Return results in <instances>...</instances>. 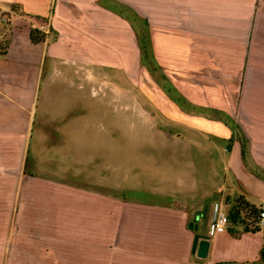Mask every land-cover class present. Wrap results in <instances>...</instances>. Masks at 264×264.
<instances>
[{
	"label": "crops",
	"instance_id": "0c3cea01",
	"mask_svg": "<svg viewBox=\"0 0 264 264\" xmlns=\"http://www.w3.org/2000/svg\"><path fill=\"white\" fill-rule=\"evenodd\" d=\"M123 11L145 14L151 58L167 79L163 92L186 98L165 97L171 107L164 109L186 118L189 131V149L175 159L203 175L159 201L113 193L106 179L98 188L94 168L79 162L72 178L28 169L41 134L39 105L52 96L55 75L66 72L61 68L119 72L134 87L140 49L132 24L117 14ZM0 16L7 19L0 17V197H12L10 230L17 223L44 231L10 244L3 237L2 259L9 244V262L23 264H264V230L245 233L232 222L209 239L207 259L193 250L197 234L208 238L215 203L228 214V201L243 196L264 208V180L251 174L241 155L246 136L254 164L264 169V0H0ZM33 29L43 42L32 41ZM63 89V100L76 98L82 84ZM214 114L228 116L236 132ZM71 130L43 132L60 143L49 140L42 151L64 153L60 162L66 163L65 154L73 153L67 141L77 133ZM7 181L10 188L3 187Z\"/></svg>",
	"mask_w": 264,
	"mask_h": 264
},
{
	"label": "rangeland",
	"instance_id": "374dc122",
	"mask_svg": "<svg viewBox=\"0 0 264 264\" xmlns=\"http://www.w3.org/2000/svg\"><path fill=\"white\" fill-rule=\"evenodd\" d=\"M117 14L129 21L137 33L140 54L139 66H136L133 76L134 87L119 72L107 75L100 72L94 74L90 69L61 68L66 72L55 75L52 96L43 98L39 105L38 133L41 134L35 137L36 148L31 152L34 166L28 169L47 174L53 179L58 177L59 172H66L67 177L72 178L74 163L79 162L83 169L88 166L94 168L93 172L88 173L92 172L93 177H97L98 188H101L102 179H106L113 183V193L124 195L130 200L159 201L163 199V194L177 195L184 182L190 184L202 181L201 171L199 175H193L188 165H182L175 159L177 151L189 149V131L185 127L187 119L177 116V112L164 109L165 106L171 107L166 104L165 97L170 96L171 101L181 103H185L186 98L163 92L167 79L161 73L159 64L151 58L150 39L146 36V23L142 17L145 14L131 11ZM74 82L82 84V90H72L75 93L78 91V99L72 94L63 100V92L67 93L63 88ZM74 101L75 104L72 103ZM66 114L72 118L68 120ZM213 117L218 119L215 114ZM224 117L218 120L235 133L236 129L230 126L228 116L224 114ZM76 118L79 122H76ZM67 127L71 131L76 128L79 130L68 139V147L73 148V153L65 154L66 163H62L60 160L64 153L42 151L49 140L56 145L60 143V138L54 135L49 137L44 133L51 129L58 134L60 129ZM63 164L67 168H59ZM78 181L81 179L78 178ZM11 185V181L3 182V187L10 188ZM44 191L52 190L47 188ZM19 203L18 199L13 214H16ZM45 203L50 205L51 201L47 199ZM11 205L12 197H0V240L9 236L10 244V239L35 238L44 233L43 230L37 233L17 223L11 225L10 230L8 216H11ZM50 230L46 229L45 233ZM9 244L5 259L0 254V264H23L15 260L9 262Z\"/></svg>",
	"mask_w": 264,
	"mask_h": 264
},
{
	"label": "trees",
	"instance_id": "16d2710c",
	"mask_svg": "<svg viewBox=\"0 0 264 264\" xmlns=\"http://www.w3.org/2000/svg\"><path fill=\"white\" fill-rule=\"evenodd\" d=\"M134 28V26H133ZM135 30V28H134ZM136 31V30H135ZM31 39L33 42L41 43L45 40V36L38 31V29H33L31 32ZM4 53L0 51V56H3ZM234 137L229 141V152L232 150V144L234 142ZM242 159L244 164L247 168L252 172L254 176L257 178L264 180V169L257 167L252 158H251V147L250 142L247 140L246 137L243 138L242 141ZM228 204L231 206V209L228 213L230 218V223L234 226L240 227L243 232L245 233H256L259 231L264 230L260 226V212H262L263 207H257L251 205L249 202L246 201L245 197L240 196L234 200H229ZM230 229V227H229ZM231 229V233L237 234ZM261 260L264 262V246L260 252Z\"/></svg>",
	"mask_w": 264,
	"mask_h": 264
},
{
	"label": "built area",
	"instance_id": "2783aa9c",
	"mask_svg": "<svg viewBox=\"0 0 264 264\" xmlns=\"http://www.w3.org/2000/svg\"><path fill=\"white\" fill-rule=\"evenodd\" d=\"M1 17V16H0ZM5 22L7 19L5 17H1ZM260 226L264 227V208L262 212H260ZM230 227V218L226 213V209L223 204L218 202L213 205V209L211 210L210 222H209V230H208V239L214 238L217 235L227 232Z\"/></svg>",
	"mask_w": 264,
	"mask_h": 264
},
{
	"label": "water",
	"instance_id": "95a60500",
	"mask_svg": "<svg viewBox=\"0 0 264 264\" xmlns=\"http://www.w3.org/2000/svg\"><path fill=\"white\" fill-rule=\"evenodd\" d=\"M191 228H194L195 231H198L199 229L198 227H195L194 224H191ZM210 247L211 243L208 238L201 234L196 235L193 250L197 252L199 258L207 259Z\"/></svg>",
	"mask_w": 264,
	"mask_h": 264
}]
</instances>
